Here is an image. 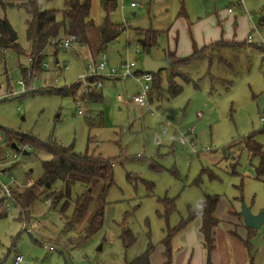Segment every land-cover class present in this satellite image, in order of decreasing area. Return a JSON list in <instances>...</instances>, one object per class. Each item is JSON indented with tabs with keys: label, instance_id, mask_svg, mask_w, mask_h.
I'll use <instances>...</instances> for the list:
<instances>
[{
	"label": "rangeland",
	"instance_id": "obj_1",
	"mask_svg": "<svg viewBox=\"0 0 264 264\" xmlns=\"http://www.w3.org/2000/svg\"><path fill=\"white\" fill-rule=\"evenodd\" d=\"M19 1L2 0L7 5L0 1V19L11 27L15 43L22 49L0 48V150H8L9 132L40 141L53 138L76 153L110 158L112 180L104 197L101 181L89 183L79 176L56 181L39 190L25 216L10 201L6 215L0 218V264H13L16 254L22 256L19 264H125L148 246L154 256L151 264H162L158 261L167 228L186 219L190 210H197L205 196L219 197V225L229 215L243 224L242 216L232 213L240 212L242 202L252 213L264 206V176L256 177L258 159L249 156L244 144L253 134L264 150V46L246 42L253 25L264 39V21L260 22L264 0H114L116 7L108 19L126 28L102 51L107 69L125 60L141 66L143 52L136 38L128 39L129 31L136 29L158 31L151 57L190 41L200 21L216 25L218 39L244 44H217L210 58L178 65L186 79L176 80L181 91L174 97L167 95V76L160 72L162 96L146 97L142 107L130 101L139 92L133 76L115 81L103 77L102 101H85L79 93L75 95L82 100V114L77 113L72 97L55 89L80 80L89 72L87 65L93 58L98 62L97 54L92 57L90 53L98 42L97 31H89L91 48L74 41L67 48L60 44L56 53L53 45L46 47L41 70H27L32 78L27 90L21 68L29 67L30 42L25 38L29 14L20 6H8ZM65 1L39 0V5L56 10L60 19ZM181 7L186 16L181 15ZM90 17L95 24L103 21L101 0H90ZM111 56L122 60L114 64ZM90 91L98 90L87 88L85 96ZM47 158L48 154L32 149L20 156V163L10 169L19 189L41 174V160ZM9 177L0 175V180L7 183ZM52 190L60 194L54 206L46 198ZM103 198L101 228L77 244L88 216ZM164 198L174 205L167 216ZM78 199L84 215L80 222L67 226ZM194 221L198 223L199 218ZM192 223L174 235L173 253L185 246L181 235L192 229ZM122 227L135 237L129 246L120 237ZM196 232L201 237V231ZM257 232V236L263 234L264 223ZM253 264H264V254L259 257L258 251Z\"/></svg>",
	"mask_w": 264,
	"mask_h": 264
},
{
	"label": "trees",
	"instance_id": "obj_2",
	"mask_svg": "<svg viewBox=\"0 0 264 264\" xmlns=\"http://www.w3.org/2000/svg\"><path fill=\"white\" fill-rule=\"evenodd\" d=\"M0 1L2 5H7L3 3L2 0ZM101 4L105 12V17L101 23L95 24L90 17V0H66L65 7L62 10V17L60 19H58L56 16V10L44 9L40 7L39 0H20L16 4L9 2L8 6H20L29 14V18L26 20L25 38L30 42V62L29 67L21 68L23 82L27 90L29 87L28 85H30V80H32L31 76L27 74V70L35 69L39 71L41 69V61L44 56V50L47 46L53 45L54 53H56L64 36L74 35V42L86 45L91 48L92 41L90 39L89 31L91 29H95L97 31L98 42L96 44L95 50H90L101 51L107 43L111 42L120 34V32L125 29L123 24L113 23L108 19V13L115 9L116 2H114V0H101ZM181 11L182 7L180 9V12ZM263 21L264 17H261L260 22L262 23ZM135 32L137 35V44L140 46L142 52L154 44L158 35V31L148 29H136ZM217 44L243 45L244 42H226L220 40L203 46L200 49L194 50L187 58L178 60L176 63L188 62L201 56L210 58L213 56L212 49ZM250 44H253L256 47H262L261 45H257L255 43ZM11 46L16 48V50L18 49L17 52L22 51V49L15 43V40L12 42L8 40L5 19H0V48H7ZM219 58L222 59L221 57ZM141 71L142 69L136 71V74ZM159 74L160 71L156 74L152 73L151 87L150 91L147 93V98H151L153 94H155L157 98L162 96L161 93L163 89L160 85L161 81ZM178 78L186 79L185 75L177 67L172 68L168 76V86L166 89V93L169 97H174L181 91V86L176 81ZM87 88L88 87L82 85L80 80H77L68 86H64L55 90L63 95H67L69 97L72 96V98H74L75 95L79 93V98H85L92 102L101 100V94L95 91H90L85 96V89ZM87 119L89 120V118ZM252 136L253 134L248 135L244 140V144L249 156L257 157L258 159V164L255 167V174L257 178H260L264 176V150L262 145L253 139ZM7 138L6 145L10 150H17L11 147V143L14 142L17 147L26 144L29 146V150L32 149L48 154L47 159L41 160V174L33 181L29 180L23 189L15 187L12 190V202L19 206L22 216L26 215L28 206L35 199H37L39 190L46 188V183H49V187H51L56 181H68L74 176L82 177L89 183L93 181H101L102 197H104L108 187L111 184L112 160L110 158H105L96 154H88L87 152L76 153L71 147L63 146L53 138L40 141L31 135H24L16 132H9L7 134ZM2 152L3 150H0V155ZM15 165V163L12 164L9 169ZM151 186V184L147 186L149 190H151ZM46 198H50L51 205L54 206L57 203L58 198H60V194H58L56 190H52L46 194ZM4 200L5 198L0 196V218L6 215ZM218 200L219 197L215 194L205 196L204 200L199 204L197 210H190L186 219L181 220L177 225L171 228H167L162 239L163 245L165 247V264H171V241L174 235L185 228L187 224L197 216H199L201 220L200 231L202 233V243L206 249V256L208 258L209 252L214 247L213 228L219 223V218L215 215ZM162 204L165 208V215L167 216L168 213L174 208L173 201L171 199L164 198L162 200ZM104 205L105 200L103 198L101 200L100 206L96 208L90 214V216H88L86 223L83 226L84 233L78 238L77 244L84 242L101 228L103 223ZM83 215L84 207L78 199L75 202L72 215L65 222L66 225L72 226L77 222H80ZM247 228L250 231L256 230L250 227ZM120 237L122 241L125 242L126 246H129L135 240L131 230L125 227H122ZM150 249L151 247L148 246L145 251L125 264H150Z\"/></svg>",
	"mask_w": 264,
	"mask_h": 264
},
{
	"label": "crops",
	"instance_id": "obj_3",
	"mask_svg": "<svg viewBox=\"0 0 264 264\" xmlns=\"http://www.w3.org/2000/svg\"><path fill=\"white\" fill-rule=\"evenodd\" d=\"M178 14L180 15V12ZM181 15L186 16L185 12H182ZM202 21H205V20H202ZM194 27L195 29H197L196 32H195ZM194 27H193L194 29L193 37L194 38H192L191 36L190 41L184 40L183 42H180V44L179 43L176 44L175 48H167L163 50L160 54H157L156 56L152 57L153 59H161L164 57H168L172 60V62L169 64V66L166 69H163L160 71V72H165L167 76V86H168V76H169L170 70L175 67L178 68V65L182 64V63H176V61L187 58L196 49H200L203 46L209 45L211 43H214L220 40L226 41V42H232V41L238 42L237 40L234 41L233 39H224V38L218 39L216 25L211 26L208 23H205V22L203 23L200 21L199 24L196 23ZM135 38L137 40V35H136L135 30L129 31L128 33L129 41H133L135 40ZM189 43H191L190 48L187 46L189 45ZM104 48L105 47H103L101 51H91L90 50L92 57L94 56V54L95 55L97 54L99 58V54L104 50ZM150 48L151 46L149 47V49ZM201 57H206V56H201ZM201 57H198V58H201ZM29 60H30V57H29ZM92 60H95V59L93 58ZM110 60L112 61V63L114 62V64L118 63L119 61L118 59L112 56L110 57ZM121 60L122 59H120V61ZM55 62L58 63V60L56 57H55ZM140 69H143L142 64L141 66H137L135 64V70L138 71ZM108 79L112 81L119 80V79H112V78H108ZM137 82L139 83V81ZM101 89H98V91H95L101 94L100 101H102ZM139 89H140V84H139ZM75 97L73 98L74 100L77 99V96ZM85 101H90V100L86 99ZM100 101H96V102H100ZM131 102L134 103L133 101ZM134 104L139 107H142L136 103ZM218 203H219V200H218ZM218 203H217V207L215 210V215H216V212L219 211ZM263 208L264 206L262 208H259V210ZM232 213H234L235 215L237 214L239 215V213L235 210ZM196 218H199L198 223L194 221ZM190 222H194L192 223V226H193L192 229L189 231L183 232L181 235V238L184 241L185 246H183L182 249L181 248L178 249L176 254L173 253L172 241H171V264H253L255 261L256 253L258 251H259V257H262V255L264 254V232L262 235L257 236L258 229H256L255 231H250L244 223L240 224L236 217L229 215V216H224L223 223L221 225H219L220 224V218H219V223L213 228L214 247L209 252V255L207 258L206 249L202 243V233L200 237L199 235H197V232H196L197 229L200 230V224H201L200 217L197 216L194 219H192ZM189 223L187 225H189ZM185 228H183L181 231L185 230ZM256 237H257V240L255 239ZM254 240H256V242H254ZM164 249L165 247L163 245V251L161 253L162 255L158 263L162 262L163 264L164 261L166 260V257L164 255ZM153 260H154V256L149 255L150 264L153 263Z\"/></svg>",
	"mask_w": 264,
	"mask_h": 264
},
{
	"label": "built area",
	"instance_id": "obj_4",
	"mask_svg": "<svg viewBox=\"0 0 264 264\" xmlns=\"http://www.w3.org/2000/svg\"><path fill=\"white\" fill-rule=\"evenodd\" d=\"M130 6H134V2L130 3ZM230 11V9H228ZM262 17H264V11L262 12ZM126 28V25H124ZM125 30V29H124ZM254 30V31H253ZM253 33H248L246 36V41L248 43H255L257 45L264 46V39L257 31L255 25H253ZM256 36V37H255ZM74 41V35H67L63 38L61 45L64 48L69 47L70 43ZM137 46V45H136ZM4 49V48H3ZM135 52H138V46L135 49ZM87 68L89 72L82 75L80 81L82 85L90 88H94L98 90L102 86L101 79L103 77L112 78V79H119L124 80L127 77L133 76L137 81H139L140 89L139 92L131 97V101L134 103L144 106L147 93L151 87L152 81V73L145 71L142 69L141 72L136 74L135 70V62L134 61H121L118 65L112 66L111 68H106V54L101 52L99 54L98 62L96 60H92L88 65ZM91 77V80H90ZM75 104L77 106V113L82 114V100L75 99ZM189 133H192L190 130ZM2 139V134L0 133V140ZM191 143V140L189 141ZM30 148L28 145L24 144L22 146H18L17 150H3L2 154L0 155V175H10L7 183H3L0 180V196L4 197V206L8 208L10 206V201H12V190L20 185L19 181L16 180L10 172L9 167L12 164L20 163V156H22V151H28ZM25 164V163H23ZM27 184H24V187ZM48 249H53L51 246ZM22 261V256L20 254H16L13 260V264H19Z\"/></svg>",
	"mask_w": 264,
	"mask_h": 264
},
{
	"label": "water",
	"instance_id": "obj_5",
	"mask_svg": "<svg viewBox=\"0 0 264 264\" xmlns=\"http://www.w3.org/2000/svg\"><path fill=\"white\" fill-rule=\"evenodd\" d=\"M6 30L8 34V40L10 42L14 41L16 36L7 22H6ZM171 62L172 60L168 57H164L161 59H153L150 56V49L146 48L143 53L141 64L143 70L156 74L159 71L166 69ZM11 147L14 149L18 148L14 142L11 143ZM22 154L25 155L28 154V152L22 151ZM45 186L49 187L50 184L46 183ZM239 214L242 216L243 222L247 227L259 229L261 225L264 223V208L259 210L257 213H252L250 207L245 205L244 202H242Z\"/></svg>",
	"mask_w": 264,
	"mask_h": 264
}]
</instances>
